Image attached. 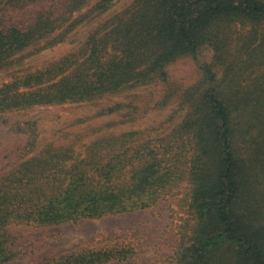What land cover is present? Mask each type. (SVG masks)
<instances>
[{
    "label": "trees",
    "instance_id": "1",
    "mask_svg": "<svg viewBox=\"0 0 264 264\" xmlns=\"http://www.w3.org/2000/svg\"><path fill=\"white\" fill-rule=\"evenodd\" d=\"M90 1L0 0V70L10 76L0 80V124L35 107L98 104L151 85L164 91L155 105L175 102L184 114L165 133L99 127L59 141L34 121L11 125L20 142L0 167V264L37 249L30 230L148 210L176 195L187 217L174 264H264V0H134L78 51L23 72L24 50L65 42L114 0L88 10ZM206 49L212 60L199 63ZM184 57L198 63L199 78L169 87L168 66ZM122 109L102 104L95 117ZM132 256L126 246L90 248L42 264Z\"/></svg>",
    "mask_w": 264,
    "mask_h": 264
},
{
    "label": "rangeland",
    "instance_id": "2",
    "mask_svg": "<svg viewBox=\"0 0 264 264\" xmlns=\"http://www.w3.org/2000/svg\"><path fill=\"white\" fill-rule=\"evenodd\" d=\"M99 0H91L90 9ZM134 0H114L104 13L78 26L61 44L40 51L44 43H37L23 51L25 58L21 70L42 69L62 56L78 51L88 36L112 16L128 8ZM85 9V10H86ZM212 53L206 49L200 62H210ZM19 68H14L18 70ZM169 87L185 88L199 78L198 63L184 57L168 66ZM7 70H0V80H9ZM161 85L138 87L108 96L98 104H64L60 106L35 107L6 115L8 124H0V167L12 160V151L19 146L20 138L11 125L34 121L43 138L59 141L64 132L102 131L122 133L134 130L153 129L165 133L178 123L183 114L175 102L165 106L155 105L163 96ZM123 104L119 114L95 117L102 104ZM137 108V110H136ZM124 113L125 116H122ZM130 113V115H129ZM54 138V137H53ZM179 196L159 202L148 210L109 216L97 220H79L74 223L30 230L28 235L36 239L37 249L13 264H42L61 254L90 248H115L126 246L133 256L124 263L110 264H174L173 253L182 241L180 225L187 214L178 206Z\"/></svg>",
    "mask_w": 264,
    "mask_h": 264
}]
</instances>
